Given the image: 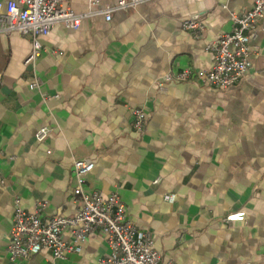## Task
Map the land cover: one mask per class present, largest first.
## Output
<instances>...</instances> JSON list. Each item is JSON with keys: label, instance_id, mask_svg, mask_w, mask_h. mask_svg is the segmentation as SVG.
<instances>
[{"label": "crops", "instance_id": "crops-1", "mask_svg": "<svg viewBox=\"0 0 264 264\" xmlns=\"http://www.w3.org/2000/svg\"><path fill=\"white\" fill-rule=\"evenodd\" d=\"M253 1L157 0L106 21L102 11L118 0L92 9L65 0L89 15L76 30L57 25L40 37L34 67L24 65L29 36L0 34V264H97L109 253L96 233L62 259L41 251L10 262L6 254L16 199L27 212L45 202L43 219L75 214L72 164L81 159L93 162L85 191L116 193L162 263L264 264V32L237 85L155 87L169 72L208 70V45ZM189 18L203 23L200 39L183 29ZM34 80L40 87L31 89ZM134 108L146 114L141 135ZM43 127L52 132L39 142ZM238 212L244 222L223 221ZM63 238L74 245L70 230Z\"/></svg>", "mask_w": 264, "mask_h": 264}, {"label": "built area", "instance_id": "built-area-1", "mask_svg": "<svg viewBox=\"0 0 264 264\" xmlns=\"http://www.w3.org/2000/svg\"><path fill=\"white\" fill-rule=\"evenodd\" d=\"M65 0H14L0 3V34L29 36L30 52L25 66L34 67L42 53L40 37L47 36L57 25L76 30L89 13L77 12L64 7ZM88 9L100 0H86ZM157 0H118L113 7L102 11L109 21L117 10L133 9L138 5ZM182 27L195 38L203 37L205 27L195 19H186ZM260 32H264V0H254L248 10L232 13L230 32L222 33L208 45L212 54L211 67L206 71H195L185 67L178 72H169L155 82V87L164 92L172 83L197 82L213 89H229L243 81L249 74L253 53L251 43ZM2 75L0 73V85ZM31 89L39 88L34 80ZM56 97V96H54ZM48 97L43 95V99ZM133 130L141 135L146 124V114L142 108L131 110ZM51 128L43 127L35 134L37 141H43ZM72 172L75 188L71 201L77 205L73 216L54 215L43 219L46 203L39 201L32 212L25 211L19 201H14L11 228L6 254L10 262L27 259L41 251L48 252L53 259H62L79 249L93 234L103 236L109 253L100 257L97 264H174L162 263L160 253L154 247L151 233L139 230L126 215L125 207L116 193L103 195L101 192H87L84 189L85 176L93 168L90 159L74 160ZM158 180L154 181L157 183ZM224 222H244V213L230 214ZM70 230L74 245L64 241L63 234Z\"/></svg>", "mask_w": 264, "mask_h": 264}]
</instances>
